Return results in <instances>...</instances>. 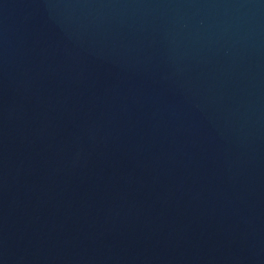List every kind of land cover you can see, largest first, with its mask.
<instances>
[{
  "label": "water",
  "instance_id": "obj_1",
  "mask_svg": "<svg viewBox=\"0 0 264 264\" xmlns=\"http://www.w3.org/2000/svg\"><path fill=\"white\" fill-rule=\"evenodd\" d=\"M0 264H264V0H0Z\"/></svg>",
  "mask_w": 264,
  "mask_h": 264
}]
</instances>
